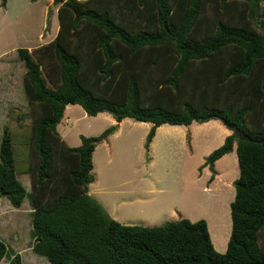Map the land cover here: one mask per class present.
Returning a JSON list of instances; mask_svg holds the SVG:
<instances>
[{
	"label": "trees",
	"instance_id": "obj_1",
	"mask_svg": "<svg viewBox=\"0 0 264 264\" xmlns=\"http://www.w3.org/2000/svg\"><path fill=\"white\" fill-rule=\"evenodd\" d=\"M36 2L38 0H32ZM8 0H1L7 7ZM56 37L0 57L20 71L22 100L7 108L0 138V198L30 197L32 250L51 264H264V145L236 133L207 158L237 144L240 176L232 232L218 252L205 220L128 226L89 194L93 154L110 132L70 147L58 131L69 105L117 122L220 120L264 141V0H54ZM9 66V65H8ZM5 77V76H4ZM7 78V74H6ZM0 77V89H1ZM31 180L28 193L19 177ZM0 241V264L7 254ZM9 264H23L20 254Z\"/></svg>",
	"mask_w": 264,
	"mask_h": 264
},
{
	"label": "rangeland",
	"instance_id": "obj_2",
	"mask_svg": "<svg viewBox=\"0 0 264 264\" xmlns=\"http://www.w3.org/2000/svg\"><path fill=\"white\" fill-rule=\"evenodd\" d=\"M49 1L39 0L38 3H35L32 0H10L7 10L1 6L0 0V55L2 53L4 55L8 54L18 48L33 50L53 39L49 35H51L54 28L59 27L58 15H56V10L59 7L50 6L48 14H46L45 8ZM50 4L52 5L53 3ZM261 19H264L263 12L261 13ZM7 70H13L12 66L7 62H1L0 138L5 125L14 126L16 124L12 119L8 120L6 118L7 108L22 100L20 71L14 70V72L9 73ZM105 115V117H108L109 113H105ZM72 116L76 122L73 123L71 128V136L77 140L79 138L81 140V135H96V137H99L105 132L104 128L106 130L110 129L105 139L107 142L110 141L112 143L115 136H120V138L115 140L116 146L112 149L113 157L110 167L103 168L102 165L98 164V171L103 176V180H128L127 183H131L128 187H131L133 192L145 193L151 188L150 182L147 183L145 180L146 177L148 181H152L155 177L158 180L160 179L161 185H155L156 192L153 194L148 193L147 197L142 194L143 198L146 202L155 199L156 203H162L163 206H173L177 212V217L168 215L159 226L166 222L180 220L181 216L191 222L205 220L212 226L216 245H221L222 239H224V243L226 242L231 220V207L226 205L225 199L227 196L233 195L231 201L233 202L235 187L234 185L232 188L230 187V192L228 188L222 185L227 184L225 180L224 183L217 184V191L214 192L209 187L205 190L209 181L207 176L209 173L204 175V170L200 169V163L203 161L201 156L204 150L203 147L207 146V152L210 151V154L220 148L216 147L219 143L215 140V131H213V136L210 138L212 142L209 139V141L207 140L208 143L204 145V140H201V147H197V153L192 157L188 150H181L177 141L175 144L170 145L166 140L163 141L164 139H162L159 142L160 156L162 157L157 161L156 169L147 171L146 166L141 168L139 166L140 169L135 170L134 167L139 160L138 148L136 147V141L129 138L128 134L135 132L134 138L137 140V137L142 134L141 128H133L131 130V125L124 123L117 129V124L111 127L104 118L84 117L81 115L79 108L73 110ZM134 122L136 121L134 120ZM71 138L68 139L69 141L67 140L68 144H72ZM234 171H230L228 176H234V180H236L240 174L239 167L236 166ZM154 172H157L156 176ZM214 177L215 173L213 174ZM26 178L29 177L27 175L19 177L24 184H26ZM28 190H31V188H28ZM119 197L121 198L122 195ZM134 199L135 197H133ZM29 200L30 197H27L22 207L17 209L11 205L7 198H0V241L8 249L1 264H9L11 259L17 254L21 255L23 264H44L49 262L47 258L35 254L31 249L34 244L35 234L32 226ZM126 208V206L122 207V211L125 209L126 212H130L131 209L133 213H140L141 207L138 204L137 208L134 206ZM142 226L146 227V225ZM259 243L262 246L264 245V232L260 236Z\"/></svg>",
	"mask_w": 264,
	"mask_h": 264
},
{
	"label": "crops",
	"instance_id": "obj_3",
	"mask_svg": "<svg viewBox=\"0 0 264 264\" xmlns=\"http://www.w3.org/2000/svg\"><path fill=\"white\" fill-rule=\"evenodd\" d=\"M9 2L10 0H8L7 2V7H6L7 10L9 8ZM38 2L39 0L36 1L35 3ZM53 2L54 0H50L49 3L46 5L45 8L46 14H48L50 6H53V4L51 5L50 3ZM56 11H57L56 15H58V9ZM58 30L59 27L57 26L56 28L53 29L49 37L52 36L51 38L54 39L58 33L57 32ZM2 55L4 54L2 53L0 56ZM75 108H79V110L81 111V115H83L84 117H88V118L90 117L84 111V109L79 105H69L66 107L64 113V119L58 126V131L60 132L62 138L66 142L69 138L73 137L71 136V132H72L71 128L73 126V123H75L76 121L75 118L72 116V113ZM105 116H106L105 113H101L96 117L99 119L104 118L106 123H108V125H110L111 127L117 124L118 125L117 129L118 127L120 128L124 123H129L131 125V130L133 128L142 129L141 130L142 134L139 137H137V140L134 138L135 132H131L130 134H128L129 138H132L133 140L136 141L137 143L136 147L138 148L137 153L139 160H138V164H136L134 167L135 170H139L143 166H146L147 171L156 169V163L162 157L160 156L161 152L159 148V142L162 139H164L163 141L166 140L170 145L175 144V142L177 141L181 147V150L183 151L188 150L189 154H192L191 155L192 157L195 156V154L197 153V147L198 146L201 147L200 146L202 144L201 140H204L203 143L204 145H206L208 143L207 140L209 141V139L213 136V131H215L216 134L215 140H217V142L219 143L216 147H221L225 143L226 138L233 134L232 131L226 125H224V123L221 122L220 120H212L211 122H206V123L194 122L193 123L194 125L192 124L190 126H177V125L164 124L156 129V135L151 142L149 151H147L145 148V143L147 136L153 127L152 123L139 122L132 118H126L121 122H117L111 114L107 115L108 117ZM134 120L138 123L134 122ZM104 131H106V128H104ZM85 136L96 137V135H85ZM118 138H120V136L117 135L115 136L114 142L110 143V141L107 142L105 140L104 142L98 144V146L96 147L95 152L93 154V165H94L93 174L95 180L93 183L89 185V194L92 197H94L108 211V213L112 218H114L115 220H117L118 222L124 225H128V226L146 225V227H157L163 222L166 216L169 215V216L177 217L176 216L177 212L176 210H174L175 208L173 206L172 207L163 206L162 203L161 204L156 203L155 199H151L148 200V202H146L145 199L143 198L142 194H144L145 197H147L148 193L153 194L154 192H156L155 185L157 186L161 185L160 179L158 180L157 177H155L152 181H148L146 177L145 180L147 183L150 182L151 188L149 191H146L145 193L133 192L131 187H128V185L131 184V183H127L128 180L127 181L122 180L123 181L122 182L119 180L108 181L107 179L106 180L102 179L103 176L98 171V164L102 165L103 168L110 167L113 157L112 149L114 148V146H116L115 140H117ZM210 140L212 142V139ZM71 141L72 144H68L67 142V144L70 147L75 148V147H79L82 144L80 138L77 140L76 138L73 137L71 138ZM203 149H204L203 153L201 154L203 161L202 163H200L201 164L200 169L204 170L203 171L204 175L209 173L207 175L209 181L207 183V186L205 187V190L208 189L209 187V189L211 188V190L215 192L217 191V184L224 183L226 180L227 184H222V185L228 188L231 192L232 186L234 185L235 181L239 178L238 177L236 180H234L235 179L234 176H228L229 172L230 171L233 172L236 166L239 167L237 144L234 145L233 151L231 153L223 156L215 163L214 170H212L209 165H206V158L210 155V151L207 152V146H204ZM171 151L173 150L171 149ZM171 151L170 153L173 154ZM214 173H215V177L213 178ZM154 175L156 176L157 172H154ZM29 179L30 178H26L25 179L26 184L23 183V185L25 186L27 192L29 191L28 193H31V190H28V188H32L31 180ZM120 195H122L121 198L119 197ZM235 196H236V189H235ZM133 197H135L134 200ZM232 198L233 195L227 196L225 199L226 205L228 207H231V204L235 200L234 198L233 202H231ZM128 200H133V201H128ZM138 204L141 207L140 213H133L131 209L130 212L129 211L126 212L125 209H123L124 211H122V207L124 206L127 207L126 209H128V206L130 207L134 206L137 208ZM32 211H33V207L31 206V213ZM183 218L184 217L181 216V219ZM231 221L232 219L230 220L229 231L227 233L226 242L224 243V239H222L221 240L222 244L219 246H217L215 243L216 241L215 233H213L212 226L208 223V228L214 247L215 249H217V251H219L222 254L225 253L228 248V243L231 236L230 232H232ZM44 264H51V263L48 262Z\"/></svg>",
	"mask_w": 264,
	"mask_h": 264
},
{
	"label": "water",
	"instance_id": "obj_4",
	"mask_svg": "<svg viewBox=\"0 0 264 264\" xmlns=\"http://www.w3.org/2000/svg\"><path fill=\"white\" fill-rule=\"evenodd\" d=\"M224 125H226L232 132L236 133V135L238 136L239 140L255 142V143H261V144L264 145V141L253 140L248 135H246L244 132H242L237 125L226 124V123H224Z\"/></svg>",
	"mask_w": 264,
	"mask_h": 264
}]
</instances>
